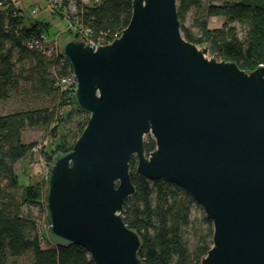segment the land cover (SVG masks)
<instances>
[{
	"label": "water",
	"instance_id": "water-1",
	"mask_svg": "<svg viewBox=\"0 0 264 264\" xmlns=\"http://www.w3.org/2000/svg\"><path fill=\"white\" fill-rule=\"evenodd\" d=\"M111 43L68 35L60 51L89 114L71 150L46 173L48 234L84 246L95 264H145L123 219L138 174L190 193L213 223L201 264H264V64L250 72L207 57L181 31L177 0H132ZM151 134L156 148L145 151Z\"/></svg>",
	"mask_w": 264,
	"mask_h": 264
},
{
	"label": "trees",
	"instance_id": "trees-1",
	"mask_svg": "<svg viewBox=\"0 0 264 264\" xmlns=\"http://www.w3.org/2000/svg\"><path fill=\"white\" fill-rule=\"evenodd\" d=\"M77 5L81 8V0ZM193 8L196 15L193 25L188 26L184 20ZM132 10V0H99L84 6L80 13L86 25L116 35L129 24ZM177 10L185 38L197 45L205 44L215 58L234 61L247 72L264 64V0H225L220 4L214 0L206 4L203 0H177ZM215 16L225 18L222 27L209 26ZM237 25L244 26L243 37ZM193 26L199 29L198 34ZM49 28L45 21L27 22L13 0H0V100L25 93L34 94L42 102L0 115V264H14L27 254L31 255V264H95L80 244L43 247L39 219L31 209H22L12 192L20 186L17 163L31 156L36 146L23 140L24 129L59 125L72 115L84 114L74 104L73 94L57 84L58 77L66 75L70 66L28 46L41 33L49 35ZM66 107L71 108L64 118ZM88 119L81 123L80 134ZM74 143L75 139L67 135L53 142L50 161L55 154L71 150ZM144 146L149 154L156 148L155 139L148 137ZM136 166L133 156L130 169L136 192L124 205L123 219L140 236L139 256L145 264H201L213 244L212 221L204 214L192 217L193 205L198 203L183 187L164 178L148 179L137 173ZM46 184L24 186L22 201L41 203Z\"/></svg>",
	"mask_w": 264,
	"mask_h": 264
},
{
	"label": "rangeland",
	"instance_id": "rangeland-1",
	"mask_svg": "<svg viewBox=\"0 0 264 264\" xmlns=\"http://www.w3.org/2000/svg\"><path fill=\"white\" fill-rule=\"evenodd\" d=\"M20 9L22 10L23 15L26 18L32 17L34 14L38 16L40 20L48 22L50 24L49 28V36H55L57 42L60 44L62 38L71 34V29L69 27V23L67 20V14L69 8L63 9L64 15L60 12H52L46 6V0H16ZM209 0H203L206 4ZM225 0H214V3H222ZM33 9H36V13H33ZM72 9V8H71ZM74 10V8L72 9ZM196 15V10L193 8L187 14L184 23L188 26L193 25V19ZM225 18L217 17L212 18L209 21V26L211 28L222 27L224 25ZM238 31L241 37L245 34L244 26L237 25ZM193 31L198 34L199 29L197 27H192ZM69 32V33H68ZM205 45V44H202ZM202 45H198L199 47ZM207 48V57H215L209 52ZM20 66V64H18ZM41 99H35L34 94H25L19 93L13 95L11 98L7 100H0V115L8 114L15 111H20L27 109L29 107H34L40 105ZM71 107H66L64 110V118L67 117V113ZM89 117L88 113H84L83 116H71L68 118L66 123H60L59 125L54 123L50 127L46 126H27L23 131V140L25 142H34L36 144L35 149L32 152V155H28L22 161L17 163L16 171L19 175V183L20 186L18 189L13 190V194L21 203V207L24 210L31 209L34 214L39 219L40 226V235H41V243L43 247H49L54 245L55 243L52 241L48 234V225L45 221L46 216V207L45 201L43 200L41 203L37 204H27L22 201L21 193L24 186L37 183V182H46V173L48 167L51 163L49 156L52 154V149H54L53 142H59L64 135H67L70 139H75L80 134V129L82 126V122L85 121L86 118ZM87 124V122H86ZM86 127V126H85ZM152 136L151 134H146L144 136V141L148 139V137ZM57 155V154H55ZM54 155V156H55ZM47 185V184H46ZM46 188V187H45ZM45 191V190H44ZM198 203V202H197ZM202 214L205 215V211L203 207L198 203L194 204L192 208V217L193 218H201ZM14 264H31V255L27 254L24 257L18 258L14 261Z\"/></svg>",
	"mask_w": 264,
	"mask_h": 264
},
{
	"label": "built area",
	"instance_id": "built-area-1",
	"mask_svg": "<svg viewBox=\"0 0 264 264\" xmlns=\"http://www.w3.org/2000/svg\"><path fill=\"white\" fill-rule=\"evenodd\" d=\"M46 1L47 8L52 12H59L63 11V9L67 7L69 8L67 20L69 27L73 32V36L78 40H83L87 44H95V46H98L109 44L120 35H112L109 32H105L103 30H95L91 26H88L84 23L80 13L81 9L86 5L97 3L99 0H81V8H79L77 5V0H68L67 3H65V0ZM71 8H74V10ZM33 12H36V9H33ZM28 46L30 48H35L42 53L47 54L48 56L59 58V61L62 65L70 66V71L66 75L58 77L57 84L61 86L62 90H67L68 92L73 93L77 83L76 76L67 58L61 54L60 44L57 42L56 37H50L46 33H41L37 38L28 42Z\"/></svg>",
	"mask_w": 264,
	"mask_h": 264
},
{
	"label": "crops",
	"instance_id": "crops-1",
	"mask_svg": "<svg viewBox=\"0 0 264 264\" xmlns=\"http://www.w3.org/2000/svg\"><path fill=\"white\" fill-rule=\"evenodd\" d=\"M14 1V5L20 9V6L18 5L17 1L16 0H13ZM219 4V3H218ZM33 13H36V12H33ZM23 14V13H22ZM36 14H34L32 17H29V18H26L27 19V22H30V21H34V20H40L38 16H35ZM212 18H217V17H212ZM40 21H43V20H40Z\"/></svg>",
	"mask_w": 264,
	"mask_h": 264
}]
</instances>
